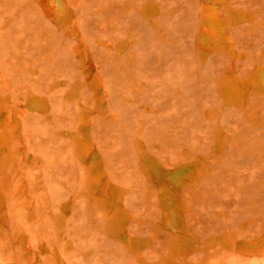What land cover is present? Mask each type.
<instances>
[{
	"label": "rangeland",
	"instance_id": "374dc122",
	"mask_svg": "<svg viewBox=\"0 0 264 264\" xmlns=\"http://www.w3.org/2000/svg\"><path fill=\"white\" fill-rule=\"evenodd\" d=\"M203 5L0 0V264H264V0Z\"/></svg>",
	"mask_w": 264,
	"mask_h": 264
},
{
	"label": "bare ground",
	"instance_id": "6f19581e",
	"mask_svg": "<svg viewBox=\"0 0 264 264\" xmlns=\"http://www.w3.org/2000/svg\"><path fill=\"white\" fill-rule=\"evenodd\" d=\"M218 1H221L223 3V5L227 8L226 0H203L204 5L202 6V10H201V18H202V21L204 23H206L212 27H216L217 24H219L218 21L220 18H219V15H218V12H217L216 6H215V3ZM53 4H54L55 11L57 13L62 12V6H61V3L59 1H55V3H53ZM200 9H201V7H200ZM222 11L225 12L224 10H222ZM227 52L230 56L234 55V51L231 49V47H228ZM251 84H252V89L255 90V92L256 91L259 92L261 90V86L264 85V71L256 72L253 75ZM243 92H244V84L233 74L230 77H228L226 80H224L221 84L220 96H221L222 100L226 103H230V104L236 103L239 106H242L243 105V103H242ZM29 106H30V108L38 109V106L36 105L35 102H30ZM22 113L21 114L16 113L14 115L15 119L10 126H6L5 122L2 123V130L0 132V150H3L5 154H7L9 151L10 144H11L10 140L11 139L16 140L19 137L17 129L19 126V122H20V118L22 116ZM3 167H4L3 162L2 163L0 162V171L3 170ZM116 219H117L116 214L112 213V215L110 216V221L113 222V221H116ZM20 246H21V248H24L22 245H20ZM160 264H177V262L174 261L173 259H169V260L162 262Z\"/></svg>",
	"mask_w": 264,
	"mask_h": 264
}]
</instances>
